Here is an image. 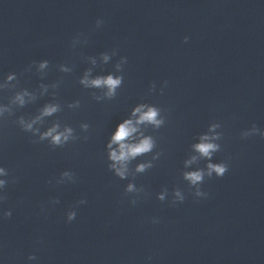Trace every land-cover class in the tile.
Returning <instances> with one entry per match:
<instances>
[{
  "label": "clouds",
  "instance_id": "clouds-1",
  "mask_svg": "<svg viewBox=\"0 0 264 264\" xmlns=\"http://www.w3.org/2000/svg\"><path fill=\"white\" fill-rule=\"evenodd\" d=\"M103 20H96V27L102 26ZM184 41H188V37H184ZM79 41L77 39L73 40V46ZM116 55V51L113 50L111 54L108 52L100 53V59L104 64H107L112 56ZM88 62L93 66L96 65L97 61L95 57H88ZM127 63V57H121L120 60L115 64V72L108 73L107 75H92V68H88L83 72V75L79 79V84L85 89H96L100 90L99 94L96 92L92 93L93 99L96 101L111 100L116 97L117 90L122 87L124 82L123 76V66ZM32 66H35L36 71L43 77L46 75V69L49 67L48 60H41L39 62L33 61L32 65L29 66V70ZM59 70L61 72L68 73L71 68L61 64L59 65ZM120 73V74H117ZM51 87L55 89L57 84H52ZM164 87H167V81L164 82L163 87H161L160 92L163 94ZM14 90L13 94L8 98L6 104L0 103V122L6 121L8 118L15 116L16 111L20 108L25 107L29 103H33L37 99L36 91H29L26 88H19V79L15 72L6 75L4 80L0 82V90ZM18 89V90H17ZM49 85L40 84L39 85V95L43 96L48 92ZM156 89L155 83L149 87V92H154ZM55 96V93H53ZM80 106V101H74L67 105L69 109H76ZM63 107L58 102H49L43 105L42 108L38 110V113L34 116L26 118L21 115L17 117L14 121L19 128L26 133H30L33 139V143H42L47 141L48 144L53 148H63L70 142H74L79 137L76 135L73 127L65 124L61 125L59 120L51 123L45 130L41 131V126L45 124L46 118L53 117L55 114L61 112ZM164 110L158 106L139 103L135 106L132 111L130 118L123 120L116 127L115 132L111 135L110 140L106 145L107 154V167L110 172H112L116 177L121 180L127 179L132 176L133 179L137 174H143L149 169H151L154 164L153 161L158 160L161 152H154L157 147L156 138L152 135H146L145 129L151 127L153 130H158L166 123V116L163 114ZM80 128L87 132L89 125L87 123H82ZM221 128V124L214 122L208 126L206 133L199 135L198 142L191 145V152L187 159L184 160V169L182 172V178L187 182L192 195L199 197H206L207 193L202 191L201 185L204 183L205 178H211L213 175L216 177H223L228 171V165L225 162L213 163L212 158L215 153L221 150V145L218 143L223 137V133L217 131ZM259 134L264 137V130L256 127L255 124L251 128L244 130L241 133V138L246 139L250 136ZM87 139V137H85ZM150 153H154L149 160L142 161L135 165L132 169L130 165L133 161L141 156H147ZM201 160L207 161L203 168L192 169L194 164H198ZM9 170L5 167L0 166V177H8ZM5 178H0V202L7 200V195L4 193L9 181ZM57 184H62L65 182L75 183V173L71 171H63L60 173L59 178L55 181ZM48 183H52L51 180ZM125 195L132 194V199L130 203L135 205L140 197V194L144 192L142 187H137L134 182H129L125 189ZM169 195L167 188L162 189L157 194V199L164 202ZM185 200V195L183 191L179 188H174L172 190V200L171 204L176 205L177 203H182ZM60 202L59 197L52 198L50 203L55 205ZM86 200L81 199L77 201V206L80 204H85ZM75 207V206H74ZM43 211V209H42ZM76 211L70 210L67 212V221L72 222L76 218ZM11 209L4 210L2 212V218H11ZM153 222H156L155 219ZM29 261H34L37 257L32 254L27 257Z\"/></svg>",
  "mask_w": 264,
  "mask_h": 264
}]
</instances>
